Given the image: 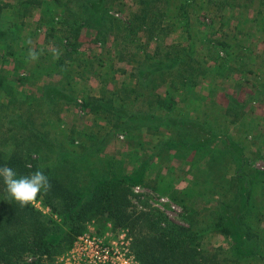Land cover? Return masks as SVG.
I'll use <instances>...</instances> for the list:
<instances>
[{
  "label": "trees",
  "instance_id": "trees-1",
  "mask_svg": "<svg viewBox=\"0 0 264 264\" xmlns=\"http://www.w3.org/2000/svg\"><path fill=\"white\" fill-rule=\"evenodd\" d=\"M122 1L125 0H0V47L16 55V67L24 65L19 32L27 26V18L37 8L42 9L40 26L47 27L48 35L54 34L56 24L66 28L67 34L59 39L69 44L65 45L67 54L79 50L83 28L93 32V43L103 49L109 31L117 39L115 30L126 28L121 41L115 42L114 59L126 61L132 67L130 70L121 69L130 84L119 91L102 87L99 96L85 97L84 107L94 114H102L113 128L132 133L146 128L157 141L154 146L156 155L175 149V155L185 160L192 154L191 163L197 170L193 183L198 196L201 199L218 197L217 204H210V200L204 203L213 213L211 228L229 239L228 252L232 261L235 260L234 264H264V230L261 227L264 221V171L254 167L261 155L250 150V138L254 137L256 129L245 132L246 107L234 96L220 112L206 106L193 114L192 109L182 110L176 104L177 96L182 94L189 98L198 97L194 87L201 82L228 76L233 66H244V58L229 50H224L225 56L220 57L207 48L206 58L216 62L210 65L201 60L194 41H179L170 47L160 43L155 54L143 55L139 34L143 32L149 40L163 41L173 31L172 23L164 16L166 0H135L140 8L127 23L111 15ZM194 1L184 0L186 10L194 5ZM210 1L214 2H207ZM232 3L238 6L236 0ZM5 15L9 20L6 24L15 26V34L4 30L6 24L3 25L1 19H5ZM58 17L59 20L55 21ZM189 35L195 37L191 31ZM211 50L213 52L209 53ZM138 54L142 57L138 58ZM252 58L249 57L251 61ZM258 58L260 62L256 57L255 69L264 72V52ZM232 60L234 65H231ZM221 61L223 64L219 63ZM74 82L48 84L43 95L50 105L74 103L76 89H70V86L76 87ZM7 86L5 90L10 92V86ZM162 86H166L165 95L155 94ZM208 92L207 95L200 93L204 100L214 94L213 89ZM261 131L263 133L259 136L263 139L264 129ZM166 132L173 133L172 141L165 138ZM24 156L21 149H14L6 156L0 147V166L8 165L17 176L43 171L49 178L51 189L37 198L48 202L53 211L58 210L53 202L61 201L62 222L58 223L32 202L21 206L9 196L0 179V264H44L55 256L62 244L71 245L85 231V222L94 216H107L118 226L132 229L135 256L141 264L228 263L229 257L223 255L226 249L222 246L205 249L203 234L192 224L187 226L176 222L157 208L131 209V185H141L144 181L147 162L129 176L110 175L98 180L85 195L48 167L35 163L29 168ZM232 164L235 171L230 174ZM183 208L190 212L195 210L187 203H183ZM27 252H32L34 257L24 261Z\"/></svg>",
  "mask_w": 264,
  "mask_h": 264
},
{
  "label": "rangeland",
  "instance_id": "rangeland-1",
  "mask_svg": "<svg viewBox=\"0 0 264 264\" xmlns=\"http://www.w3.org/2000/svg\"><path fill=\"white\" fill-rule=\"evenodd\" d=\"M207 1L195 0L188 12L184 0H166L164 16L172 23L173 31L163 41L149 40L143 32L139 34L143 55L155 54L160 43L170 47L179 41H194L201 60L210 65L216 62L206 58L207 48L214 50L215 55L220 57L225 56L224 50L234 55L241 54L244 66H233L228 76H217L214 81L201 82L194 87L198 97L189 98L182 94L177 96L176 104L182 110L192 109L193 114L206 106L220 112L229 105L232 96L236 97L246 107L245 132L256 129V134L253 133L254 137L250 138V150L259 152L261 156L255 161L254 167L264 171V137L262 139L259 136L264 129V72L255 69V58L260 62L258 51L264 47V0H236L238 6H234L232 0ZM139 8L135 0H125L116 10H112L111 15L127 23ZM41 14V8L34 9L26 20L27 26L19 32L22 38L18 42L24 61L21 68L16 67V55L0 47V147L6 156L14 149H21L29 168L35 163L48 167L85 195L98 180L110 175L129 176L139 165L147 162L146 168L144 166V181L140 183L145 192L153 191V188L159 193L153 192L176 201L182 212H176L179 214L175 213L171 219L187 226L192 224L203 234L205 249L224 247L226 253L223 255L229 257L227 264H234L235 260L232 261L233 257L228 252L230 242L211 228L213 213L206 209L204 203L210 200V204H217L218 197L201 199L193 183L197 170L191 163L192 154L185 160L175 155V149L156 155L154 146L157 141L146 128L137 133L113 128L102 114H94L84 107L85 97L99 96L102 87L119 91L130 84L121 69L130 70L132 67L126 61L114 59L115 42L118 39L121 41L126 28L123 31L115 30L118 32L117 39L109 31L105 49L93 43L94 34L91 30L83 28L78 42L79 50L67 54L65 45L69 44L59 39L67 34L66 28L56 24L54 34L48 35L47 27L40 26ZM1 20L3 25L9 21L6 15ZM58 20L59 17L55 21ZM4 28L15 34L14 25L8 23ZM189 31L194 38H190ZM30 48L40 53L35 61L28 58ZM52 49L59 50V59L53 58ZM137 56L142 57L139 54ZM249 57H253L252 61ZM219 63L223 64L222 61ZM233 63L232 60L231 65ZM46 75L49 76L46 85L58 82L75 84V80L76 87L70 86V89H76V102L50 105L43 95L44 84L38 83ZM6 81L10 92L5 90L8 87ZM210 89H213L214 94L204 100L201 95H207ZM165 90L166 86H162L154 93L164 96ZM203 100L209 102L208 105L207 102L203 104ZM173 136L171 132L165 133L169 141L173 140ZM234 171L235 165L232 164L230 174ZM135 186L131 185V209L140 210L142 208L139 205L142 204L151 208L150 198L146 194H142L144 197L135 194ZM32 203L58 223L62 222L59 212L63 207L61 201L53 202L58 209L55 211L42 198H36ZM183 203L193 207L191 209H195L194 212L184 209ZM106 217L89 218L85 222V231L71 245L62 244L55 256L44 264H108L101 262L95 253V242L99 240L121 256V263L141 264L135 256L132 229L118 226ZM261 227L264 230V221ZM32 257L33 253L27 252L23 260L29 261Z\"/></svg>",
  "mask_w": 264,
  "mask_h": 264
},
{
  "label": "clouds",
  "instance_id": "clouds-1",
  "mask_svg": "<svg viewBox=\"0 0 264 264\" xmlns=\"http://www.w3.org/2000/svg\"><path fill=\"white\" fill-rule=\"evenodd\" d=\"M29 43H31L29 41ZM53 58L59 59L58 49H52ZM40 53L34 49H29L28 58L35 61ZM0 179H2L6 191L11 198L24 206L34 201L41 193H47L51 189V183L43 171L38 170L26 176H17L15 170L8 165L0 166Z\"/></svg>",
  "mask_w": 264,
  "mask_h": 264
},
{
  "label": "built area",
  "instance_id": "built-area-1",
  "mask_svg": "<svg viewBox=\"0 0 264 264\" xmlns=\"http://www.w3.org/2000/svg\"><path fill=\"white\" fill-rule=\"evenodd\" d=\"M121 137L123 138L124 135H121ZM133 190L135 194H141V197H144L142 194H146L150 198L151 206L164 212L170 219L173 218V215H175L176 212H182L179 205L167 196L157 194L153 191L145 192L141 185H136ZM139 206L146 210V207H144L143 204ZM95 244V253L98 255L101 262L108 264H123L121 263V256L113 253L110 248L105 247L100 240L96 241Z\"/></svg>",
  "mask_w": 264,
  "mask_h": 264
},
{
  "label": "crops",
  "instance_id": "crops-1",
  "mask_svg": "<svg viewBox=\"0 0 264 264\" xmlns=\"http://www.w3.org/2000/svg\"><path fill=\"white\" fill-rule=\"evenodd\" d=\"M260 45V44H259ZM262 45V44H261ZM264 52V47L260 50V51H258V54H262ZM49 77V76H48ZM48 77H47V75H46V79L44 78L43 80H41L40 82L38 81V83L41 85V84H44L43 86H46V84L48 83ZM35 79L33 78L32 79V81H34ZM43 89H44V87H43ZM228 241H229V239H228Z\"/></svg>",
  "mask_w": 264,
  "mask_h": 264
}]
</instances>
